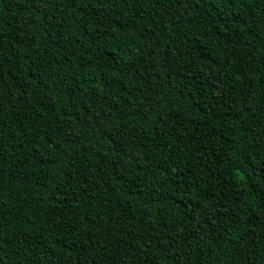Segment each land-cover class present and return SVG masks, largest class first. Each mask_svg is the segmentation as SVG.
Returning <instances> with one entry per match:
<instances>
[{
    "label": "trees",
    "instance_id": "obj_1",
    "mask_svg": "<svg viewBox=\"0 0 264 264\" xmlns=\"http://www.w3.org/2000/svg\"><path fill=\"white\" fill-rule=\"evenodd\" d=\"M0 264H264V0H0Z\"/></svg>",
    "mask_w": 264,
    "mask_h": 264
}]
</instances>
